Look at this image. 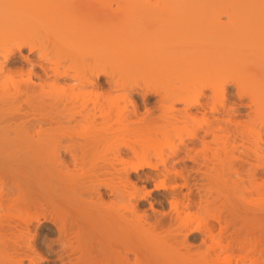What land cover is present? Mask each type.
Instances as JSON below:
<instances>
[{
	"label": "bare ground",
	"instance_id": "6f19581e",
	"mask_svg": "<svg viewBox=\"0 0 264 264\" xmlns=\"http://www.w3.org/2000/svg\"><path fill=\"white\" fill-rule=\"evenodd\" d=\"M31 27L33 28V30ZM29 29L31 30V33L29 32ZM10 40L15 50L19 53V57L25 63H28L29 67L31 64L38 65L37 68L39 67L42 72V74H39V72L38 74H36V69L33 70L35 71V73L31 69H29L30 76L33 75L38 83L35 81H31L30 76L28 75V84H30V90L28 91L31 92H28L29 94L27 95L25 89L26 94H23L26 95L25 97L27 99H25L24 101L30 102L29 100H32V96L33 98L34 96H39V91L34 92L37 94L36 95L33 93V89H35L36 86L42 87V84L46 82L48 84L47 86L49 92L52 93V96L54 97L53 99L55 100H62V98L70 99V97H68L69 92H66L64 88L65 82L67 85L65 86L67 88L69 87L68 89L72 93L78 90V88H82L81 90H84V92L82 93V100L81 102L77 100L76 101L83 105H87V103L90 105L92 104L90 111L84 108L87 113L86 116L85 110L82 111L83 108H80L81 113L83 112L84 118H87L88 120L90 117V119L88 120L90 122L96 117L101 118L104 121L103 123L106 122L105 128L103 129H106L108 124L109 130L106 129L105 132L109 131L114 134V137H109L111 139L109 143L106 141H109V138L103 136V134H100L98 132L96 134L93 132L92 136L95 138H91L90 136L89 140L94 141L95 143L97 139L100 141L103 137V139H105L104 142L106 141L105 143H107L105 147L108 145L109 148L112 149V151L113 149L118 148L119 150L121 148H128L132 151V153H134V155L132 154V159L130 158V156H128L130 158L129 162L124 161V164H121L123 165V168L121 169L122 171L125 172V170L127 169L136 171L138 168H154L155 166L158 169L157 166L159 164L163 165V168H165L164 165H168L169 163H176V168L177 163L180 162L184 165V168L189 161H192V165L193 163H196V165H200V162H198L200 160L194 161V159H199V154L200 156L203 155V160L201 157L200 159L203 161V163H205L209 172H201L200 169H197V172H201L198 173H200L199 175L203 176V179L205 177L204 183L207 185L209 184V190L213 195L211 194V192L208 193V198L211 201H207L208 198H203L205 199V202L203 200L201 202L209 205L213 203L218 197H221L222 199L220 200H222V202L217 199L218 201L214 202L213 205L211 204V206H215L218 203L219 205L217 206L219 208L221 207V211L218 208L217 210L222 212L223 209L222 213H224L226 209L227 213L225 214L231 215H227L229 219L227 220L228 222L224 220L225 223L223 224L225 226H221L220 223V225H218L219 229L217 230L214 229V227H210L212 228L210 229L208 227L210 225L205 223V219L202 218L203 216L200 214V210L203 209V207L201 209H197V211L199 210V213H193V211L191 210L193 206H190L191 204L188 202L189 200H186L187 202H184L185 204L182 202V204H180L175 200L177 198L174 197V194H176V192H174V194L170 192L172 194L171 196L174 195V199L170 203L175 213V221L181 232L185 231L184 229H189V232H192V230L196 231V229L198 231H200V229L206 230L207 227L208 232H206V234H208L206 235V238L208 245L207 243L205 244L207 246L206 248L211 252L210 259L208 258L209 260H207V255H203L204 253H202L203 256H198L199 258L197 260V255L193 257L188 256L189 258L187 259L177 258L178 260L175 259L176 256L171 257L172 254L174 255L173 250H170L172 253L170 251V253H167L165 251V248L162 247L163 244H159L158 239L160 238L158 237L160 236L157 237V235H154L155 238L153 239V237H151L153 235H150L153 234V232H149L147 229L148 227L145 228V226L141 224L140 226H143L147 231L145 229L143 230L147 233L149 232V240L151 237L153 239L151 240L155 241L156 243L152 252V248L150 246L152 243H149L150 245L148 244V242L151 241L144 243L149 248L146 245L145 247L142 243V246L146 248L145 251L149 252L148 255L151 254L149 257H147V259H149V262L147 264L151 262L152 257L154 260V264H263L261 263L263 259L261 258V256H258L259 253L256 257H253L256 255V253L253 252L252 249L255 248L257 243L260 244L262 242L261 238L264 236V0H0V75L2 74V72H4V70H7L4 62L8 60L7 57L9 55L11 56V53L14 50L12 48H7L6 43L9 42L10 44ZM12 45H10V47ZM23 47H27L29 54L35 52L37 56V51L45 52L46 56L51 57V61L45 62V60L39 59L38 57L33 60L28 56V54L24 55L21 53ZM66 54L67 56L69 54H71V56L72 54H74V56L77 55L79 59L73 60L75 62H78V60L80 61L74 64V66H72L73 64L64 66V60L63 58L61 59V56ZM85 56H89L88 59L90 58L89 60L91 61V63L87 64L85 62V60L87 59V57L86 59H84ZM69 58L71 61L72 58L70 57V55ZM73 60L72 62H74ZM98 72H108V74H110V77L112 75L116 89L119 88L117 90L120 92L122 91L117 95L115 93V98L113 96L109 97L110 100L102 98L104 99V103L102 102L103 100H99L98 96L100 94L97 95V93H95L96 91H89V88L94 89V86H91L93 85L92 79L94 77L91 79V76H94V74L97 75ZM43 76L46 78L45 80ZM28 79L26 78L24 81H28ZM6 80L7 81L5 83H8L9 81L8 84H10L11 87L13 86L12 90L15 91L16 94L11 90V95H8L10 92H8V94L6 95L5 92H7V90L5 91L4 88L6 87L5 83L2 85V87L4 88H2L3 90H1L0 87V117H2L1 115L3 114V112H7L5 111V108L7 107H3V102H5L4 100L6 96H10L11 98L13 94H19V92L17 91V89H19V85H16L17 83L19 84V82L17 81V83L15 84L14 80L12 79V85V80L10 78ZM63 80H65V82ZM73 80H79L80 84L76 87H73L72 85L68 86V84L70 83L73 84ZM62 82L64 83L62 84ZM140 84H143L149 88H153L154 90L156 89V91H160V99L165 103V105H163L164 103L160 102L161 100L159 101V107L161 104L163 106H161L160 108V111L162 113L158 112L159 118L157 117V121L155 120L156 123L159 121V124L157 123V125H155L153 124L155 123L153 121L152 123H146L143 125V122L137 120L140 122V124L142 123L144 127L141 126V128L139 126L135 128L134 126V129L132 128L131 124H136L137 122L130 121V119L132 118L131 113H134L133 115H135L136 112L128 111L129 109L126 106H129L128 103L131 100H129V88L133 85L140 86ZM230 87L233 88V90L230 89L232 91L229 90ZM87 88L88 90H85ZM73 89H75V91H73ZM80 89L78 90L77 94L82 92H80ZM22 91H24V88L22 89ZM30 93L32 96H30ZM72 93L70 94L71 96L73 95ZM77 94L74 96H77ZM80 95H78V97H80ZM29 96L31 99H29ZM69 99L66 100V102L69 101ZM72 99L73 98H71L69 102H71ZM7 101H9V99ZM120 101L124 103L123 106L119 104ZM34 102H36V100ZM75 102L73 103L75 104ZM116 103L118 104L116 105ZM57 108L59 110L58 106ZM71 108L73 109L75 108V106ZM5 117L2 118L6 119ZM91 117L93 119H91ZM14 119L16 120V117L9 120L10 122L13 120V122H11L12 124H6L5 120L3 123V120L0 119V167L7 166L9 168H12V170L10 168V171L9 169L6 170L10 172V176L8 175V172H6L7 174H5L9 176L11 180V186L9 187L17 191H15L17 193L16 196H9L10 198L6 196V200L4 199L5 202L2 200L3 204L5 203V206L2 204L3 206L1 205V208L4 207L6 211L3 209L4 212H1V214L3 213V215L0 214V218H3L4 221L7 220L8 223L12 217H18V220H20L21 222L17 219L16 220L17 222H20L21 226H19V231L17 228H15L16 230L14 229V231H18L17 235H15L17 232L15 234H10L11 230L10 232L9 230H7V232L6 229H4L5 226H2L1 224L3 220L0 219V264H39V258L41 257H38L37 251H35L34 248L35 245L33 243L32 244L34 246L30 244L31 242L29 240L33 237H31L32 234L30 235L32 228L29 227L31 224V219H36L40 214L36 217V215L34 216L32 214H29V211H26L28 210L26 206L30 204V202L28 203V200L25 201V199H27L26 196L30 193L32 188L29 193L28 190H26L25 193L27 194L24 193V189H27L28 187H30L29 185H33L35 183V185L37 184V186L34 187L33 185L34 188L39 187L38 189H43L42 191L51 193L52 186L54 184L52 185L50 183L51 180L49 179L52 177L50 176L49 178L48 170L50 169L52 163H54L52 161H55V156H52L54 151L52 150H54L56 146L54 147V149H51V152H46V150L48 144H50V141L54 142L56 139L51 140L53 138L52 136L51 138H48L49 135L44 134L47 137L42 136L35 141L31 139L34 141L31 142L30 138H28L30 137V135L28 134L29 130L27 131L24 122H20V117L19 123L17 122L18 118L16 120V123L14 122ZM50 119L52 120L53 118ZM23 120L24 119H22L21 121ZM79 122L80 120L77 124H79ZM87 125L90 126L89 124ZM58 126L61 127V125ZM48 127L49 126L47 125V127L45 128V130H47L46 133H50V131L48 130H53L52 128ZM60 127L56 128H59L60 130ZM56 128L54 130H56ZM86 129H88V127ZM40 130L42 131L44 130V128L42 129L41 127ZM56 132L57 130L55 131V133ZM91 134L92 132L90 133V135ZM106 134L109 133L106 132ZM237 139H239V141ZM53 142L52 145L56 141L54 143ZM193 146L198 147L193 148ZM191 149H193V154L195 156H191L193 155L191 153ZM238 149L239 151H242V157H240V155L238 154L236 155L235 152H238ZM243 150L245 152H243ZM182 153H184V156L181 155ZM109 154L111 155L112 153ZM196 154L198 156H196ZM112 157H115V154H113ZM108 158L111 157L108 156ZM152 159L154 161H152ZM120 160L122 161L123 159ZM120 160L119 162H121ZM204 160L206 162H204ZM190 164L191 162H189L188 165ZM121 165L120 167H122ZM192 165L189 166V171L187 170L188 172L191 171L190 167L191 169H193L192 167L194 166ZM208 165H210L212 171L209 170L210 167L208 168ZM167 168L169 169L170 166ZM237 168H245L247 170H245V173L247 177L250 176V179H248L249 184L245 185H249V187L247 188H250L251 193L252 191H254V194L250 193L252 196L246 195V191L248 189L243 185V182L246 179H241L244 181H237L232 179V177L242 175L241 171L239 172L240 175H238L237 170L239 169ZM173 170L175 172L173 174L177 175V169L173 168ZM193 170L190 173L193 172L194 174L195 171ZM249 170H251L250 173H248ZM163 171L165 172L166 170ZM182 173H180L179 175H181ZM184 174H182L181 178H184ZM158 175L162 174L159 173ZM165 175L166 174L164 173V176L162 177L166 178L167 176ZM179 175L176 176V178L179 177ZM191 175L192 174H189V176ZM164 178L160 179L159 183L156 184L157 188H160L162 190L166 189L167 187L171 189L177 188L175 187L177 184H175V186L173 182V185H171L170 183L167 184V181L169 182V180H165ZM186 178H184L183 180H189L188 178L186 180ZM257 180H259V182ZM202 181L201 184L203 183ZM2 182H4V179H2ZM240 182L242 183V185H240ZM98 183L100 182L98 181ZM120 183L119 185H122ZM39 184H43L44 186L41 187ZM0 185V188H2V186L3 188L7 186H4V184L2 183H0ZM56 186H53V192H56ZM128 187L129 186L123 184L122 188L113 187L112 190L110 189L109 193H111L112 195V198L110 197V202L112 204L110 203L108 205H105L108 202H104L105 204L103 203L105 199H103L104 197L102 196V194L97 193L99 201H97L98 199L94 200L98 203L94 205V207L98 205L96 209L98 216L95 213V210H93L94 212L90 210L92 211V213H94H91V215L90 211H88L87 209V205V210H84V212L86 211L89 216L86 214V212L83 213V215H81L82 212L80 214H77L79 215V217L81 216V218L79 223H77L78 221L75 222L77 223L75 224L77 229L75 233V229H73V232L71 234L73 235V237L70 235L71 231L65 230L63 226L64 229H62L63 232L62 230L60 231V236L64 237L65 233L66 235L69 233L68 235L74 239L77 238L75 240L76 242H78V244H75L76 242L74 239H72L68 235L67 237L65 236L68 241V238H70V241L74 240V244L77 246L76 247L71 244L70 248L72 250L76 248L72 252L76 251L77 253H74L72 255V258L69 255L66 256V262L68 261L69 264H96L98 262H96V260H101L100 258H102L103 262L100 261L102 264H123V260L125 259L123 255L125 254L121 253V250H118L120 249L119 247H114V245H116L115 241L118 242L119 240V242H122V240L125 239H122V236L124 234L122 235V232L119 231L120 229L125 230L128 229L129 226H135H133L134 223H132L133 225L127 224L129 226L126 225V228L124 226L125 224H122V222L119 223V221L126 220L125 216L124 218L122 216L123 214L127 215L128 211L132 215L135 214L133 210L134 207L130 203L131 198L129 197H132V199H135L137 201L144 198V196H142V193L144 192L141 193L136 188ZM212 189L214 190V192ZM38 192L40 193L39 190ZM31 193L33 194V191ZM56 193H59L58 190ZM215 193L217 195V198L213 197L215 196ZM51 194L53 195V193ZM181 194L184 196L183 193ZM204 194L207 195V193ZM24 195H26V198L24 197ZM178 195L176 194V196ZM210 195H212V197H210ZM53 197L56 198L55 196ZM58 198H60V196L57 197L56 200ZM28 199L31 200V203L32 201H34V198ZM91 199L94 198H92L91 196ZM68 202L71 201L69 200ZM80 203L81 202H79V204ZM74 204L76 205L77 203ZM179 204L181 205V207H179ZM81 205L84 204H80V206ZM247 205L251 213L247 211L248 209L247 207H245ZM34 206L35 205H33V208ZM81 207V209H85L84 206ZM23 208H25V210ZM244 208L247 210H245ZM77 209L79 210L80 207H78ZM23 211H25V213ZM241 211H247L249 215L240 214ZM4 213L6 214L4 215ZM8 215L11 217L10 219ZM94 215H96L97 219L98 217H102L101 220L103 222L100 224V222L94 220ZM2 216H4L5 218ZM32 216L34 218H32ZM238 216L241 218L240 220H244V225L240 224L239 220L237 222L236 218L239 219ZM126 217H128V215ZM232 217V220H236V223H238L240 226L242 225L241 228L239 226L236 227L238 224L234 226L235 221H230ZM11 220L9 223H11ZM173 220L174 219L172 218V222ZM129 221H131V219H128V221H125L123 223ZM229 221L231 222V224L233 223L234 228H239L237 229L238 231L242 228L245 230L247 228L246 224L248 223V231L251 227L252 230L256 229L255 231H252V234L253 232L257 234V232H259L257 230H261L263 228V230H261V234H263V236L260 237L259 235V239L255 236L252 240L249 237V235H251V231L249 233L246 230L249 237V240L247 241V237H245L246 239H243L238 234L240 231L238 232L236 230L237 235L231 233V238H227L224 233L223 236L222 232L223 230L225 231L227 227H229ZM17 222L12 223L14 225ZM9 223L5 225H9L7 227L11 228L12 224ZM144 223L145 222H143V224ZM18 225L19 224H16L12 227ZM118 225H121L122 227H118ZM256 225H259L257 226L259 228H256ZM132 227L130 228V230L132 229ZM143 227H141V229ZM116 229L119 232H117ZM65 231H67L68 233ZM180 231L178 232L179 234ZM33 232L34 231H32V233ZM135 232L136 230L134 231V233ZM244 232L245 231H243V234ZM118 233L122 236H119ZM134 233H130L131 236ZM137 233H135L136 235H134L137 236V239H133L134 242L140 240V238L138 237H141V235L139 234V236ZM185 236L186 234L183 237ZM93 237L97 240L98 243L94 245V247L93 242L91 243V241L89 240ZM88 241H90V243H88ZM112 242H114V245H112ZM125 242L126 241H124V243ZM124 243L122 245H124ZM178 243L181 244V241ZM125 244H127L126 247L130 246V243ZM262 244H264V241ZM262 244L260 245L263 248L264 245ZM131 245V247L134 248V243ZM181 245H183V243ZM88 247H91V251ZM94 248H97L101 253L98 251L94 253ZM139 248L141 249V246ZM148 249L149 251H147ZM122 250L125 253V251L127 252L128 249L124 250L123 248ZM137 250L138 249H136V251L133 250L132 253L135 252V255L138 254ZM92 254H94L95 258ZM97 254H101L102 257H96ZM140 254H142V252ZM251 254H253V256ZM135 255L133 254V256ZM258 257H260L261 259H259ZM193 258H195V260ZM125 260L127 261L128 259Z\"/></svg>",
	"mask_w": 264,
	"mask_h": 264
},
{
	"label": "rangeland",
	"instance_id": "374dc122",
	"mask_svg": "<svg viewBox=\"0 0 264 264\" xmlns=\"http://www.w3.org/2000/svg\"><path fill=\"white\" fill-rule=\"evenodd\" d=\"M32 27H33V25H32ZM31 27V28H32ZM32 30H33V28H32ZM29 32L31 33V30L29 29ZM32 33H33V31H32ZM34 36V35H33ZM32 36V37H33ZM6 45H7V48H12V49H14L15 50V48H14V46L12 45V42H11V40H10V44H9V42H7L6 43ZM6 45H5V47H6ZM10 45H12L11 47H10ZM12 51V53H11V56L9 55L8 57H7V61L6 62H4L5 63V65H6V68H7V70H4V72H2V74L0 75V76H2L3 75V73H4V75L2 76V77H0L1 79H0V87H1V90H3L4 88H5V91L7 90V92H5L6 93V95L8 94V92H10L8 95H11V93L13 92V93H15V91H13L12 89V87H11V85L10 84H8L9 83V81H8V83H5L7 80L6 79H8V78H10L11 80L13 79L14 80V82H15V84L17 83V81L19 82V84L17 83L16 85H19V89H17V87H16V89H17V91L19 92V94L18 95H15V94H13L12 96H11V98H10V96L8 97V96H6V98H5V102H3V107L5 108V107H7V108H5L6 110L5 111H7V112H3V114L1 115L2 117H5L6 119H7V121H6V119H4V118H2V117H0V119H2L3 120V123H4V120H5V123L6 124H8V123H10V124H12L11 122H13V120L10 122L9 120L10 119H13V118H15L16 117V120H17V118H18V123H19V117H20V122H24V124H25V127H26V129H27V131H28V134L30 135V137H28V135H27V137L28 138H30V141L31 142H34L36 139L38 140L39 138H41L42 136H45V137H47L46 135H49L48 136V138H51V136L53 137L51 140H55L53 143V145H52V142L50 141V144H48V147H47V150H46V152H48V151H50L51 152V149H54V147H55V149L54 150H52V151H54V153L52 154V156L54 157L55 156V161H52V162H54V163H52V165H51V167H50V169L48 170L49 172V174H48V176H49V178H50V176L52 177V178H50L49 180H51V184L53 185V186H56L55 188H56V192H57V190H58V194L56 193V192H53V186H52V190H51V193H53V195L50 193V192H47L46 193V191H42L41 189H38V188H34V187H36L37 186V184L35 185V183L33 184L34 185V187H33V185H29L30 187H28L27 189H24L25 191H24V193L26 192V190H28V193H29V191L31 190V188H32V190L30 191V193L26 196V195H24V197L26 196L27 197V199H25V201H27L28 203L30 202V204H28L26 207H27V209L28 210H26V211H29V214H32V215H36V217L39 215V217H37L36 219L32 216V218H34V219H31V221H30V227L29 228H32V230H31V232H30V235L32 234V236L31 237H33L32 239H30L29 241L31 242L30 244H32L33 246H34V248H35V251H37V254H38V257H41V258H39V264H69L68 263V261L66 262V256H70L71 258H72V255L74 254V253H77L76 251H74V252H72L73 250H75V249H71L70 247H71V244L72 245H74V246H76L75 244H78V242H76V240L75 239H77V238H72L73 237V235H71L72 234V232H73V229H75L74 230V233L76 232V229H77V227H76V225L75 224H77V223H79V221H80V218H81V216L79 217V215H77V214H80L81 212V215H83V213H85L84 212V210H87L88 209V211H90V210H95V213L97 214V216H98V213L96 212L97 210V207H98V205L96 206V207H94V205H96V204H98L97 203V201H99V197H97V193H101L102 194V196L104 197L103 199H105L104 201H103V203L105 202V203H107V204H105V205H108V204H110L111 202V198H112V195H111V193H109L110 192V189L112 190L113 189V187H119V188H122V185L124 184V185H127V186H129L128 188H136L138 191H140L141 193L142 192H144V193H142L143 195L142 196H144V198L143 199H140V200H135V199H132V197H129V198H131V201H130V203H131V205L134 207V215H132L129 211L127 212L128 214V217H130V218H128V217H126L127 215H124L123 214V218H124V216H125V221H128V219L130 220L131 219V221H129V222H131V223H129V222H126V223H123V222H125L124 220L123 221H119V223L120 222H122V224H125L124 226L126 227V225L127 224H129V225H133L132 223H134V225L133 226H135V227H132V226H129V225H127V226H129L128 227V229H129V231H128V229H120L119 231L120 232H122V235L121 234H119V236L121 235L122 236V239L123 238H125V239H123L124 241H126L125 243H130V246H128V247H126V245L127 244H125L124 243V241L122 240V242L120 243L119 242V240H118V242L117 241H115V244L116 245H114L113 243L114 242H112V245H114V247L115 246H117V247H119L120 249H118V248H116V249H118V250H121L122 252L121 253H123V254H125V255H123V254H121V255H123L124 256V258L125 259H128L127 261L124 259L123 260V264H147L149 261V259H147V257H149L150 255H148V253L149 252H146L145 251V247L147 246L146 244H144V243H147L148 241H151V242H148V244L150 243H152L150 246H151V252L154 250V247H155V245H156V243H155V241H152L154 238H155V236L154 235H157V237L158 236H160V237H158V238H160V239H158V241H159V244H163V246L162 247H164L165 248V251L167 252V253H170L171 251L170 250H173V253H174V255L172 254L171 255V257L172 256H176V258L175 259H187V258H189L188 256H191V257H193V256H195V255H197V258H196V260L199 258V257H201V256H203V255H207L206 256V258H207V260H209L210 259V257H211V252L206 248L207 246H206V244L205 243H207V245H208V242H207V238H206V235L208 234H206V232H208L207 231V227H206V230L205 229H200V231H198L197 229H196V231H194V230H192V232H189L190 230L188 229V230H186V229H184L185 231H180V229H179V227H178V225H177V223H176V221H175V213H174V211H173V208H172V206H171V201H173V199H174V197H177L175 200L176 201H178L180 204H182V203H186L188 200V202L191 204L190 206H193V208L191 209L192 211H193V213H195V212H198L197 211V209L198 208H202L203 207V209H201L200 211V214L203 216H201L202 218H204L205 219V223L206 224H208V225H210V226H208L209 228L210 227H214V229H219L218 227V225H220V223H221V226H225L223 223H225V221L224 220H226V222H228L227 220H229L228 219V217H227V215L228 216H231L230 214H225V213H227L226 212V209H225V212L224 213H222L223 212V209H222V212H220L221 211V207L219 208L217 205H219L218 203L215 205V206H211V204L213 205L214 204V202H217L218 200L217 199H222L221 197H216L217 195H216V193H215V196H213V197H216L215 199V201L213 202V203H211V204H209V205H206V203L204 204L203 202H201L202 200L204 201L205 199H203V198H208V193H210L211 191L209 190L210 188H209V184L207 185V184H205L204 183V179H205V177H204V179H203V176H201V175H199L202 171H208V169H207V167H206V165H205V163H203V158H202V156L203 155H201L200 156V154H199V159H197L196 157V159H194V161L195 160H200V161H198V162H200V165H196V163H193V165H192V161H189V162H191V164L190 165H192V166H194V167H192L193 169H195V170H193V169H191V167H190V170L192 171H195V173L193 174V172L192 173H190V172H188L189 170V166L190 165H188L189 164V162H188V166L186 165V167H184L183 168V164L180 162V163H177V165H176V168H175V164L176 163H169L167 166L166 165H164V167L165 168H167V167H169L170 166V168H171V170H170V168L168 169H165V168H163V165H161V164H159L160 166H162V167H160L159 165L157 166L158 167V169L156 168V166L154 167V168H147V167H142V168H138L136 171H132V170H125V172L124 171H122L121 169L123 168V165H121V164H124V161H126V162H129L130 161V158L131 157H133V155H134V153H132V151L131 150H129L128 148H121L120 150H119V148L118 149H113V151H114V153H113V151H112V149L111 148H109V146L107 145L106 147H105V145L107 144V143H105L106 141L109 143L110 141H111V139L110 138H112V137H114V134H112L111 132H109V131H106L107 133H109V134H106V132H105V130L106 129H108V124H107V127H106V129H103V128H105V123H103L104 121L101 119V118H99V117H96L94 120H91V122L90 121H88L89 119H90V117H89V119L87 120V118L85 119L84 118V116H83V112L81 113V111H80V108L82 109V111L83 110H85V109H87L88 111H90L91 109V106H92V104L90 105V104H88L87 103V105H83V104H81V103H79V102H81V100H82V93L84 92V90L82 91L80 88H78V90L80 89V92L81 93H79V94H77L78 93V90H76L75 91V89H73V91H75L76 92V94H77V96H74V95H76L75 94V92L74 93H72V92H70L69 91V87L67 88L66 86V82H65V80H63L64 82H65V85H64V88H65V90H66V92H69L68 94L70 95L71 93L73 94L72 96L70 95H68V97H70V99L71 98H73L72 100H71V102H69L70 101V99H69V101H67L66 102V100H68V99H64V98H62V100L61 99H53L54 97L52 96V93L51 92H49V89H48V84H47V82L46 83H44V84H42V87L41 86H36L35 87V89H31L32 91H33V93L36 91V92H38L39 93V96L36 94V93H34V94H36L37 96H34V98H33V96L31 95V93H30V96H32V100H29L30 102H27V101H24L25 99H27L25 96L26 95H24V94H26L27 93V95L29 94L28 92H31V91H28V90H30L29 89V85L30 84H28L29 83V79H28V75L30 76V73H29V66H28V63H25L20 57H19V53L15 50V51ZM22 52V54H24V55H27L28 54V56L31 58V59H36L38 56L35 54V52H32V53H28V50H27V47L26 48H24L23 47V49L21 50ZM16 52V53H15ZM34 53V54H33ZM69 55H70V57L72 58L71 59V61H70V58H69ZM68 56H67V54L66 55H62L61 56V59L63 58V64H64V66L65 65H72V66H74V64H76V63H78L80 60H78V62H75L73 59H79L78 58V56L77 55H75L74 56V54H72V56H71V54H69ZM65 57V59H64V57ZM74 56V57H73ZM68 57V58H67ZM76 57V58H75ZM86 57L87 56H85L84 57V59H86ZM89 57V56H88ZM88 57H87V59H88ZM87 59L85 60V62L88 64V63H91V61L88 59V61H87ZM66 60V61H65ZM72 60L74 61V62H72ZM69 62H70V64H69ZM67 63V64H66ZM9 68V69H8ZM36 69V70H35ZM33 70H35L36 71V74H38V72H39V74H42V72H41V69H39V67L37 68V67H35ZM35 71H33L34 73H35ZM6 72V73H5ZM110 73V72H109ZM4 77V78H3ZM8 77V78H7ZM44 77V76H43ZM42 77V78H43ZM94 77V78H93ZM6 78V79H5ZM28 79V81L26 80V81H24L25 79ZM93 78V79H92ZM110 78V79H109ZM30 79H31V81H35V82H37L36 81V79H35V77L33 76V75H31L30 76ZM46 78L44 77V80H45ZM91 79L93 80V85H91V86H94L93 88L94 89H92V88H89V91L91 90V91H96L95 93H97V95L98 94H100L98 97H99V100H103L102 102L104 103V99H109L110 100V98L109 97H114V95H115V93H116V95L117 94H120L121 92L120 91H118L117 89H119V88H117L116 89V87H115V85H114V79H113V76L111 75V77H110V74H108V72L107 73H105V72H98L97 73V75L96 74H94V76H91ZM13 80H12V85H13ZM25 82V83H24ZM64 82H62V84L64 83ZM5 83V85H6V87H2V85ZM26 83H27V85H26ZM38 83V82H37ZM8 84V85H7ZM9 85H10V87H9ZM44 85V86H43ZM71 86L72 85V83H70V84H68V86ZM138 85H139V83H138ZM138 85H133V86H131L130 88H129V100H130V104L128 103V105L129 106H126V107H128V111H133V112H136L135 113V115H133L132 113H131V116H132V118L130 119V121H135V122H137L136 124H131V126H132V128H134V126H135V128H137V127H144L143 125L144 124H149V123H152L153 121L155 122V120L156 119H158L159 118V116H158V112L159 113H162L161 111H160V108H161V106H162V104L161 103H164V102H162V100L160 99V91H156V89L154 90L153 88H149V87H146L145 85H143V84H140V86H138ZM21 86V87H20ZM9 87V88H8ZM24 88V91H22V89ZM146 87V88H145ZM3 88V89H2ZM149 88V89H148ZM25 89H26V93H25ZM37 89V90H36ZM77 89V88H76ZM154 90V92H153V90ZM230 89H232L233 90V88H229V90ZM8 90H10V91H8ZM11 90H12V92H11ZM20 90V91H19ZM85 90H88V88L87 89H85ZM150 90H152V91H150ZM232 90H230V91H232ZM20 92H22V93H20ZM85 92H88V91H85ZM157 92V93H156ZM160 92V93H159ZM24 93V94H23ZM93 93V92H92ZM144 93V94H143ZM33 94V95H34ZM50 94H51V96H50ZM81 94V95H80ZM78 95H80V97H78ZM18 96V97H17ZM30 96H29V99H31L30 98ZM74 96V97H73ZM116 97V96H115ZM114 97V98H115ZM13 98H15V99H13ZM52 98V99H51ZM101 98V99H100ZM102 98H104V99H102ZM9 99V101H7ZM11 99V100H10ZM34 99V100H33ZM80 99V100H79ZM113 99V98H112ZM159 99V100H158ZM13 100H14V102H13ZM36 100V102H34ZM74 100V101H73ZM79 101V102H77V101ZM121 100V99H120ZM161 100V101H160ZM31 101H33V102H31ZM75 102V104L73 103V102ZM106 101V100H105ZM108 101V100H107ZM111 101H113V100H111ZM159 101L161 102L160 104V107H159ZM11 102H13V103H11ZM27 102V103H26ZM128 102V101H127ZM133 104H132V103ZM157 102V103H156ZM9 105H8V104ZM105 103H107V102H105ZM109 103V102H108ZM126 103V102H125ZM71 104V105H70ZM118 103H116V105H117ZM119 104L121 105V106H123L124 105V103L122 102V101H120L119 102ZM13 105V106H12ZM32 105V106H31ZM53 105V106H52ZM89 105V106H88ZM115 105V104H114ZM127 105V104H126ZM163 105H165V103L163 104ZM57 106L59 107V110H58V108H57ZM67 106V107H66ZM75 106V108H71V107H74ZM120 106V107H121ZM115 107V106H114ZM163 107V106H162ZM3 108V109H4ZM79 108V109H78ZM85 108V109H84ZM89 108V109H88ZM9 109V110H8ZM78 109V110H77ZM115 109V108H114ZM135 111H134V110ZM159 109V110H158ZM163 109V108H162ZM17 110V111H16ZM70 110H72V111H70ZM9 111V112H8ZM87 111V112H88ZM114 111V110H113ZM56 113V114H55ZM75 113V114H74ZM81 113V114H80ZM22 114V115H21ZM74 116H73V115ZM86 110H85V116H86ZM5 115V116H4ZM64 115V116H63ZM72 115V116H71ZM137 115V116H136ZM8 116V117H7ZM48 116V117H47ZM50 116H52V117H50ZM80 116V117H79ZM130 116V117H131ZM22 117V118H21ZM69 117V118H68ZM74 117V118H73ZM82 117V118H81ZM158 117V118H157ZM9 118V119H8ZM50 118H53L52 120L50 119ZM64 118V119H63ZM71 118V119H70ZM75 118H76V120H75ZM139 118V119H138ZM22 119H24L23 121H21ZM66 119V120H65ZM85 119V120H84ZM91 119H93L92 117H91ZM141 119H143V120H141ZM1 120V121H2ZM15 120V119H14ZM16 120L14 121L15 123H16ZM27 120V121H26ZM80 120V122H79V124H77L78 123V121ZM83 120V121H82ZM137 120H139L140 122H143V125H142V123L140 124V122L139 121H137ZM35 121V122H34ZM50 121H52V122H50ZM55 121H57V122H55ZM147 121H149V122H147ZM157 121V120H156ZM33 124H32V123ZM94 122V123H93ZM108 122H110V121H108ZM139 122V123H138ZM145 122V123H144ZM159 122V121H158ZM157 122V123H158ZM2 123V124H3ZM54 123H55V125H56V127H60V126H58V125H61V127H60V130H63V131H60L59 130V128H56L55 127V125H54ZM58 125H57V124ZM61 123V124H60ZM94 125H96V126H94ZM157 123L155 122V123H153V124H155V125H157ZM37 124V125H36ZM75 124V125H74ZM87 124H89L90 126H88ZM92 124V125H91ZM111 124H112V122H111ZM110 124V125H111ZM159 124V123H158ZM13 125H14V123H13ZM27 125V126H26ZM36 125V126H35ZM47 125L50 127V128H52L53 130L56 128V130H57V132L59 133H55V131L56 130H54V132H53V130H48V131H50V133L49 132H47L46 133V131L47 130H45V128L47 127ZM54 125V126H53ZM137 125V126H136ZM152 125V124H151ZM34 126V127H33ZM39 126V127H38ZM52 126V127H51ZM63 126V127H62ZM66 126V127H65ZM97 126H98V128H97ZM31 127V128H30ZM41 127H42V129L44 128V130H40L41 129ZM48 127V128H49ZM55 127V128H54ZM88 127V129H86V128ZM91 127V128H90ZM114 127V126H113ZM141 127V128H142ZM230 127H232V126H230ZM34 128H35V130H34ZM63 128V129H62ZM66 128V129H65ZM134 128V129H135ZM39 129V130H38ZM91 129H93V130H91ZM67 130V131H66ZM90 130V131H89ZM97 130V131H96ZM104 130V131H103ZM109 130V129H108ZM60 131V132H59ZM86 131H88L89 132V134H88V132H86ZM31 132V133H30ZM42 132V133H41ZM61 132H62V134H61ZM64 132V133H63ZM92 132V134L90 135V133ZM93 132L96 134L97 132L98 133H100V134H103V136H105V137H107V138H109V141L108 140H106L105 142H104V140L105 139H103V137H102V139L101 138H99V139H101V140H103V141H99L98 139L96 140V139H92V140H96L95 141V143H94V141H91V140H89L90 139V136H91V138H95V137H93L92 135H93ZM102 132V133H101ZM35 133V134H34ZM86 133V134H85ZM44 134H46V135H44ZM111 134V135H110ZM87 135H88V137H87ZM39 136V137H38ZM96 136V135H95ZM98 136V135H97ZM100 136V135H99ZM56 137V138H55ZM208 137V136H207ZM31 139H33V140H31ZM87 140V141H86ZM238 141H239V139H237ZM85 142H86V144H85ZM89 142V143H88ZM36 143V142H35ZM34 143V144H35ZM33 144V143H32ZM56 144V145H55ZM84 144V145H83ZM87 145V146H86ZM113 147V146H112ZM191 147H192V145H191ZM198 146H193V148H197ZM50 148V149H49ZM109 148V149H108ZM49 149V150H48ZM108 149V150H107ZM241 149V148H240ZM119 150V151H118ZM122 150V151H121ZM122 153H121V152ZM124 151V152H123ZM191 153L193 154L194 152H193V149H191ZM196 152V151H195ZM242 151L240 150L239 151V149H238V152H235L236 153V155L238 154V155H240V157H242L241 155L243 154V153H241ZM243 152H245L244 150H243ZM109 153H112L111 155L109 154ZM129 153V154H128ZM239 153H241V154H239ZM47 154V153H46ZM48 154H50V153H48ZM113 154H115V157H112V155ZM117 154V155H116ZM133 154V155H132ZM198 154V153H197ZM196 154V156H198ZM119 155V156H118ZM126 155V156H125ZM182 156H184V153H182L181 154ZM189 155H190V152H189ZM108 156L109 157H111V158H108ZM128 156H130V158L128 157ZM191 156H195L194 154L193 155H191ZM117 157V158H116ZM119 157V158H118ZM124 157V158H123ZM200 157L202 158V160L200 159ZM109 159V160H108ZM117 159V160H116ZM120 159H123L122 161L120 160ZM127 159V160H126ZM132 159V158H131ZM119 160L121 161V162H119ZM112 163H111V162ZM116 161V162H115ZM152 161H154L153 159H152ZM193 161V162H194ZM118 162V163H117ZM197 162V163H198ZM204 162H206L205 160H204ZM237 163V162H236ZM56 164V165H55ZM196 166H195V165ZM199 164V163H198ZM208 164V163H207ZM235 164V163H234ZM120 165L122 166V167H120ZM173 165V166H172ZM210 165H211V163H210ZM210 165H208V168L210 167ZM238 165H239V163H238ZM54 166V167H53ZM112 166V167H111ZM113 166H114V168H113ZM120 167V169H119V167ZM237 166V165H236ZM235 166V167H236ZM4 167H7V166H1L0 167V183H2V184H4V186L5 185H7V186H5L4 188H3V186H2V188H0V202L3 200L4 201V199L6 200V198L8 197V198H10V197H13L12 195H17V191L15 190V189H11V187H9V186H11V184H10V182H11V180H10V168L9 167H7V168H4ZM117 169H116V168ZM182 167V168H181ZM196 167V168H195ZM204 167V168H203ZM213 167V166H212ZM239 167V166H238ZM3 168V169H2ZM113 170H112V169ZM161 168H162V170H161ZM173 168L174 169H177L176 171L179 173V170H180V173H182V174H184V172H185V174L183 175V177L184 178H186L187 176V178L189 179V180H187V178H186V180L187 181H185V180H183L184 178H181L182 177V174L181 175H179L178 173H176L177 175H175V174H173V173H175L174 172V170H173ZM202 168V169H201ZM245 168H248V167H245ZM243 169V168H237V169H239V170H237L238 171V175H240V171L242 172L241 174L242 175H240V176H235V175H233V176H235V177H232V179H234V180H237V181H240L242 178L245 180H241V181H244L243 182V185L244 186H246L245 184H249V180L248 179H250V176H246V169ZM250 168V167H249ZM9 169V171H6V170H8ZM197 169L199 170L200 169V171H198V172H200V173H198L197 172ZM207 169V170H206ZM11 170H12V168H11ZM15 170V169H14ZM110 170V171H109ZM112 170V171H111ZM119 170V171H118ZM163 170H166L165 172L163 171ZM172 172V174H171V172ZM188 170V171H187ZM209 170H211V167H210V169ZM244 170V171H243ZM246 170V171H245ZM58 173H57V172ZM159 171H162V172H159ZM168 171H169V173H168ZM212 171V170H211ZM6 172H8L9 174V176H7L6 174ZM112 172V173H111ZM116 172V173H115ZM127 172H128V174H127ZM160 174H162V175H158L159 173ZM166 174L165 176H167L166 178H164V177H162V176H164V173ZM188 172V173H187ZM209 172V171H208ZM251 172V170H249V172L248 173H250ZM6 173V174H5ZM146 173V174H145ZM154 174V175H153ZM168 174V175H167ZM170 174V175H169ZM187 174V175H186ZM189 174H192V175H194V176H189ZM5 175V176H4ZM119 175V176H118ZM127 175V176H126ZM156 175V176H155ZM158 175V176H157ZM179 175V177H177L176 178V176H178ZM185 175H186V177H185ZM122 176V177H121ZM170 176V177H169ZM171 176H173V177H171ZM199 176V177H198ZM246 176V177H245ZM54 177V178H53ZM68 177V178H67ZM126 177V178H125ZM191 177H194V178H191ZM237 177H239V178H237ZM111 180H110V179ZM119 178V179H118ZM122 178V179H121ZM125 179V181H124V179ZM162 178H164L165 180L166 179H168L169 180V182L167 181V184L168 183H170L171 185H173V183H174V186H175V184H177L175 187H177V188H172V189H175V190H172L171 188H166V189H164V190H162V189H160V188H157V186H156V184L157 183H159V180L160 179H162ZM2 179H4V182H2ZM176 179V180H175ZM191 179V180H190ZM194 179V180H193ZM202 179H203V181H202ZM53 181V182H52ZM83 181V182H82ZM98 181L100 182V183H98ZM110 181H112V182H110ZM127 181V182H126ZM128 181H130V182H128ZM201 181L203 182L202 184H201ZM208 181V180H207ZM258 182H259V180H257ZM80 182V183H79ZM108 182V183H107ZM114 182V183H113ZM120 182H123V183H120ZM173 182V183H172ZM183 182V183H182ZM6 183V184H5ZM60 183V184H59ZM62 183V184H61ZM81 183H84V184H81ZM86 183V184H85ZM94 185H93V184ZM110 183V184H109ZM113 183V184H112ZM119 183L120 184H122V185H119ZM183 185H182V184ZM187 183H188V185H187ZM207 183V182H206ZM237 183H239V182H237ZM241 183V182H240ZM89 184H90V186H89ZM100 184V185H99ZM129 184V185H128ZM194 184V185H193ZM40 185V184H39ZM38 185V186H39ZM48 185V184H47ZM46 185V186H47ZM61 185V186H60ZM84 185V186H83ZM103 185V186H102ZM113 185V186H112ZM182 185V186H181ZM197 185H199V186H197ZM240 185H242V183L240 184ZM41 187H43L44 185L42 184V185H40ZM59 186H60V188H59ZM94 186H95V188H94ZM186 186V187H185ZM196 186V187H195ZM208 188H207V187ZM0 187H1V185H0ZM171 187V186H170ZM247 187H249V185H247L246 186V188ZM34 188V189H33ZM46 188V187H45ZM62 188V189H61ZM83 188H85V189H83ZM109 188V189H108ZM3 189V190H2ZM9 189V190H8ZM80 189V190H79ZM93 189V190H92ZM135 189V190H136ZM178 189V190H177ZM189 189V190H188ZM205 189V190H204ZM248 189V188H247ZM8 190V191H7ZM38 190L40 191V193L38 192ZM55 190V189H54ZM60 190V191H59ZM64 190V191H63ZM191 190V191H190ZM213 190V189H212ZM11 191V192H10ZM16 191V192H15ZM33 191V194L31 193ZM42 191V192H41ZM146 191V192H145ZM173 191V192H172ZM180 191V192H179ZM187 191V192H186ZM205 191V192H204ZM208 191V192H207ZM12 192H13V194H12ZM35 192V193H34ZM36 192H38V193H36ZM44 192V193H43ZM68 192V193H67ZM77 194H76V193ZM94 192V193H93ZM103 192H105V193H103ZM108 193V195H107V193ZM174 194V192H176V194L178 195V196H176V194H174L173 196H171L172 194ZM177 192H179V193H177ZM191 194H190V193ZM213 192H214V190H213ZM254 191H252V193H251V191H250V188L246 191V195L247 196H252L251 194H254L253 193ZM69 193H71V194H69ZM84 193V194H83ZM181 193H183L184 194V196L181 194ZM204 193H207V195L206 194H204ZM250 194V195H248V194ZM25 194H27V193H25ZM41 194H43V195H41ZM45 194H47V195H45ZM55 194V195H54ZM60 194V195H59ZM78 194H80V195H78ZM88 194V195H87ZM110 194V195H109ZM147 194V195H146ZM189 194V195H188ZM203 194V195H202ZM211 194H212V192H211ZM30 195H31V197H30ZM38 195H40V196H38ZM49 195V196H48ZM85 195V196H84ZM149 195V196H148ZM181 195H182V197H181ZM199 195H200V197H199ZM202 195V196H201ZM213 195V194H212ZM212 195H210V197H212ZM7 196V197H6ZM10 196V197H9ZM29 196V197H28ZM42 196V197H41ZM44 196H46V197H44ZM53 196H55L56 198L57 197H59L60 196V198H58V199H60V200H56V198H54ZM65 196V197H64ZM91 196H92V198H94V199H91ZM109 197V200H108V197ZM186 196H189V197H186ZM204 196V197H203ZM206 196V197H205ZM254 196V195H253ZM25 197V198H26ZM41 197V198H40ZM48 197V198H47ZM52 197V198H51ZM61 197H63V198H61ZM95 197H97V198H95ZM111 197V198H110ZM172 197V198H171ZM202 197V198H201ZM28 198H34L33 200L34 201H32V203H31V200L30 199H28ZM47 198V199H46ZM80 198V199H79ZM85 198V199H84ZM89 198V199H88ZM107 198V199H106ZM188 198V199H187ZM199 198V199H198ZM36 199V200H35ZM63 199V200H62ZM66 199H68V200H66ZM73 199V200H72ZM78 199V200H77ZM88 199V200H87ZM95 199H98L96 202L94 201ZM172 199V200H171ZM180 201H179V200ZM183 199V200H182ZM198 199V200H197ZM212 199V198H211ZM56 201V203H55V201ZM71 201V202H68V201ZM91 200V201H90ZM108 200V201H107ZM174 200V201H175ZM187 200V201H186ZM3 201L0 203V214H1V212L3 211V209L5 210V208L4 207H2L1 208V205L3 204ZM46 201V202H45ZM75 201V202H74ZM87 201V202H86ZM113 201V200H112ZM196 201V202H195ZM207 201H211L209 198H208V200ZM206 201V202H207ZM221 202H222V200H220ZM5 202V201H4ZM39 202V203H38ZM58 202V203H57ZM65 202V203H64ZM79 202H81L80 204H84V205H81V206H84L85 207V209L83 208V209H81L82 207L80 206V204H79ZM85 202V203H84ZM95 202V203H94ZM182 202V203H181ZM198 202V203H197ZM200 202V203H199ZM205 202V201H204ZM70 203V204H69ZM74 203H77V204H79V205H75ZM184 203V204H185ZM203 203V204H202ZM209 203V202H208ZM207 203V204H208ZM5 204V203H4ZM3 204V205H4ZM27 204V203H26ZM40 204V205H39ZM112 204V203H111ZM179 204V207H181V205ZM200 204V205H199ZM2 205V206H3ZM32 205V206H31ZM33 205H35L34 206V208H33ZM69 205H71V206H69ZM75 205V206H74ZM88 205V206H87ZM104 205V206H105ZM5 206V205H4ZM55 206V207H54ZM74 206V207H73ZM77 206V207H76ZM86 206H87V209H86ZM197 206V207H196ZM25 207V208H26ZM31 207V208H30ZM72 207V208H71ZM76 207V208H75ZM78 207H80V209L78 210L77 208ZM153 207V208H152ZM208 207V208H207ZM216 207V208H215ZM223 207V206H222ZM245 207H247V209L249 208L248 207V205L247 206H245ZM25 208H23L24 210H25ZM58 208V209H57ZM74 208V209H73ZM152 208V209H151ZM210 208V209H209ZM213 210H212V209ZM217 208L220 210H217ZM251 208V207H250ZM155 209V210H154ZM245 209V208H244ZM247 209H245V210H247ZM32 210V211H31ZM64 210V211H63ZM80 210H83V211H80ZM204 210V211H203ZM250 209H248L247 211H249ZM6 211V210H5ZM21 211V210H20ZM77 211V212H76ZM92 211H90V214L92 213ZM157 211V212H156ZM247 211H241V213L240 214H247V215H249L248 213H247ZM4 212V211H3ZM24 213H25V211H23ZM59 212V213H58ZM94 212V211H93ZM246 212V213H245ZM36 213V214H35ZM124 213V212H123ZM143 213V214H142ZM199 213V212H198ZM220 213V214H219ZM229 213V212H228ZM249 213H251L250 211H249ZM6 213H4V215H5ZM55 214V215H54ZM86 214L88 215V213L86 212ZM92 214H94V213H92ZM91 214V215H92ZM125 214H126V212H125ZM129 214H130V216H129ZM156 214V215H155ZM171 214V215H170ZM213 214V215H212ZM216 214V215H215ZM223 214V215H222ZM1 215H3V213L1 214ZM58 217H57V216ZM63 215V216H62ZM90 215V216H91ZM145 215V216H144ZM221 215V216H220ZM239 215V214H238ZM44 216V217H43ZM53 216V217H52ZM77 216V217H76ZM89 216V215H88ZM95 217H93V219L94 220H96L97 222H100V224L103 222L101 219H102V217H98V219L96 218V215H94ZM117 216V215H116ZM141 216V217H140ZM169 216V217H168ZM235 216V215H234ZM237 216V215H236ZM242 216V215H241ZM251 216H252V214H251ZM2 217H4V216H2ZM8 217H9V219L11 218L9 215H8ZM8 217H6V218H8ZM23 217V216H22ZM78 217H79V219H78ZM92 217V216H91ZM118 217H119V215H118ZM121 217V218H122ZM140 217V218H139ZM154 217V218H153ZM168 217V218H167ZM215 217V218H214ZM239 217V216H238ZM5 218V217H4ZM14 217H12L11 219H13ZM48 218V219H47ZM64 218V219H63ZM150 218V219H149ZM172 218L174 219L173 220V222H172ZM219 218V219H218ZM227 218V219H226ZM243 218V217H242ZM252 218V217H251ZM1 220H3V222H1V224H2V226H5V228L4 229H6V231L7 230H9V232H10V230H11V232H10V234L11 233H13V234H15L16 232V234L15 235H17L18 234V231H19V226H21V224H20V220H18V217L16 218H14L13 220H15V221H13V220H11V223H9L10 222V220H9V224H12L11 225V228H9V227H7V226H9V225H5V224H8L7 223V220L6 221H4V219L3 218H0ZM18 221H20V222H17V220ZM78 219V220H77ZM148 219V220H147ZM169 219V220H168ZM233 219V217L230 219V221L231 222H234L235 221V223H234V226L235 225H237L238 223H236V220H232ZM237 219V222H238V220H239V223L240 224H242V225H244L243 223H244V220H240L241 218L239 217V219L238 218H236ZM34 220V221H33ZM38 220V221H37ZM73 220V221H72ZM75 220V221H74ZM143 220V221H142ZM146 220V221H145ZM167 222H166V221ZM219 222H218V221ZM49 221V222H48ZM76 221H78L77 223H75ZM116 221H118V220H116ZM212 221V222H211ZM223 221V222H222ZM229 221V222H230ZM6 222V223H5ZM12 222H17L16 224H19L18 226H15V227H12V226H14V225H16V224H14L13 225V223ZM32 222H34V223H32ZM141 222V223H140ZM143 222H147L146 223V225H145V223L143 224ZM158 222V223H157ZM213 222H215V223H213ZM231 222L229 223V224H231ZM247 222H249V221H247ZM247 222H245V223H247ZM56 223V224H55ZM62 223H63V225H62ZM217 223H219V224H217ZM67 224V225H66ZM144 225L145 226V228H147L148 229V231L149 232H153V234H150V235H153V236H151V237H153V239L150 237V240H149V232L147 233V232H145L143 229H145L143 226H140V225ZM176 224V225H175ZM215 224V225H214ZM223 224V225H222ZM228 224V226L229 227H227L226 228V230L224 231L223 230V232H222V234L224 233L225 235H226V237L227 238H231L230 236H232L231 235V233H233L234 235H237V229H239V228H234V226H233V223L231 224V225H229ZM256 224V223H255ZM56 225V226H55ZM136 225H137V227H136ZM174 225H175V229H174ZM212 225V226H211ZM241 225V226H242ZM249 226V224L247 223L246 224V229L244 230L243 228V230L242 229H240L238 232V234H239V236H241L243 239L245 238V237H247V241L249 240L248 238L250 237V239H254L253 237H255L256 236V238L258 237V239L260 238V237H262L263 236V234H264V230H263V228L261 229V230H263V234H261V230L260 229H258L257 231H259V232H257V234L255 233V232H253V234H252V231H255V230H252V227L249 229V231H248V226ZM254 225V224H253ZM63 226H64V228H65V230H70L69 232H70V235L72 236H69L68 234V232L67 231H65V232H67L68 234V236L69 237H71L72 239H74L75 240V244H74V240L73 241H70V238H68L69 239V241L65 238V236L67 237V235H66V233H65V236L62 238L61 236H60V231L62 230V229H64L63 228ZM69 226V227H68ZM119 226H121V225H118V227ZM150 226V227H149ZM227 226V225H226ZM240 227L241 228V226L238 224L236 227ZM251 226V225H250ZM255 226V225H254ZM257 226H259V225H256V228H259V227H257ZM67 227V228H66ZM75 227V228H74ZM122 227V226H121ZM132 227V229L130 230V228ZM141 227H143L142 229H141ZM178 227V228H177ZM263 227V226H262ZM7 228H9V229H7ZM15 228H17L18 229V231H14V229ZM124 228V227H123ZM127 228V227H126ZM137 228V229H136ZM140 229V232H139V229ZM212 228H210V229H212ZM232 228V229H231ZM60 229V230H59ZM174 229V230H173ZM209 229V230H210ZM224 229V228H223ZM230 229V230H229ZM14 232H13V231ZM16 230V229H15ZM136 230V232L135 233H137V231H138V235L140 234L141 235V237H138V238H140V240H138V241H136V242H134V240L133 239H137V236H134V235H136L135 233H134V231ZM146 230V229H145ZM182 230V229H181ZM237 230V231H236ZM242 230V231H241ZM250 233V231H251V235H249V237H248V233H247V231ZM32 231H34L33 233H32ZM116 231H117V229H116ZM119 231H117V232H119ZM128 231V232H127ZM147 231V230H146ZM180 231V234L178 233ZM203 231V232H202ZM243 231H245L244 232V234H243ZM8 232V231H7ZM62 232H63V230H62ZM116 232V233H117ZM144 232V233H143ZM183 232H185V233H183ZM188 232V233H187ZM211 232H213V231H211ZM230 232V233H229ZM60 233V234H59ZM130 233H134V234H132V236H131V234ZM141 233H143V234H141ZM176 233V234H175ZM241 233V234H240ZM246 233V234H245ZM260 233V234H259ZM9 234V233H8ZM12 234V235H13ZM117 234V235H118ZM145 234H148V235H145ZM186 234V239H185V237H183L184 235ZM224 234H223V236H224ZM64 235V234H63ZM139 235V236H140ZM176 235V236H175ZM181 235H183V236H181ZM259 235H260V237H259ZM9 236V235H8ZM28 236V235H27ZM60 236V237H59ZM179 236H180V239H179ZM14 237V236H13ZM147 239H146V238ZM156 237V238H157ZM205 237V238H204ZM143 238H144V240H143ZM183 238V239H182ZM204 238V239H203ZM264 236L261 238L262 240V242L260 243V244H262L263 243V241H264ZM68 241V243H67V241ZM120 239V238H119ZM145 239H146V241H145ZM152 239V240H151ZM177 239V240H176ZM201 239V240H200ZM257 239V240H258ZM62 240V241H61ZM64 240V241H63ZM90 241H91V243L93 242V247H94V245H96V244H98L97 243V240L93 237V238H91V239H89ZM184 240H185V242H184ZM203 240V241H202ZM46 241H49V242H52V243H54L53 244V246H52V249L51 250H49V248L46 246ZM90 241H88V243H90ZM145 241V242H144ZM161 241V242H160ZM181 241V244L183 243V245H181L180 243H178V242H180ZM183 241V242H182ZM259 241V240H258ZM72 242V243H71ZM94 242H95V244H94ZM118 244H117V243ZM131 242H133L134 243V248L133 247H131L132 245L131 244H133V243H131ZM65 243V244H64ZM124 243V245H122ZM142 243L144 244V246H142ZM185 243V244H184ZM68 244V245H67ZM121 244V245H120ZM189 244V245H188ZM259 243H257V245L255 246V248H253V249H255V250H253L252 249V251L253 252H255L256 253V255L255 256H253V254H251L253 257H256L257 256V254H258V256H261V258L264 260V247L262 248L261 247V245H260ZM60 245H66V247H63V248H61L60 249ZM91 245V244H90ZM129 245V244H128ZM187 245H188V248H187ZM262 245H264V244H262ZM32 246V247H33ZM73 246V247H74ZM88 246H89V244H88ZM92 246V245H91ZM122 246V247H121ZM141 246V249L139 248ZM166 246V247H165ZM72 247V248H73ZM77 247V246H76ZM92 247V248H93ZM131 247V248H130ZM138 247V248H137ZM143 247V248H142ZM148 247V246H147ZM59 248V249H58ZM67 248V249H66ZM70 249V251L72 252H70L69 251V249ZM89 248V247H88ZM91 248V247H90ZM89 248V249H90ZM98 248V247H97ZM97 248H94L93 249V251H94V253H96V251H98V249ZM124 248V250H127V252L125 251V253L123 252V250L122 249ZM149 248V247H148ZM134 251H136V249H138L137 250V252H138V254H136L135 255V252H133L132 253V251L133 250ZM144 250V251H143ZM257 250V251H256ZM55 251V252H54ZM90 251H91V249H90ZM93 251H92V253H93ZM129 251H131V252H129ZM147 251H149V249L147 250ZM170 251V252H169ZM235 251V250H234ZM59 252V253H58ZM98 252H100V251H98ZM97 252V253H98ZM142 252V254H140ZM209 252V253H208ZM69 253V254H68ZM71 253V254H70ZM101 253V252H100ZM130 253V254H129ZM132 253V254H131ZM172 253V252H171ZM202 253H204L203 255H202ZM208 253V254H207ZM254 253V254H255ZM63 254V255H62ZM66 254V255H65ZM133 254L135 255V256H139V257H135V256H133ZM176 254V255H175ZM199 254V255H198ZM237 254V253H236ZM62 255V256H61ZM93 256H94V254H92ZM96 255V254H95ZM201 255V256H200ZM210 255V256H209ZM55 256H56V258H55ZM59 256H61V257H59ZM129 256V257H128ZM199 256V257H198ZM204 256V257H205ZM96 257H102V255L101 254H97V256ZM134 257V258H133ZM94 258H95V256H94ZM151 258V257H150ZM205 258V259H206ZM209 258V259H208ZM259 259H261L260 257H258ZM97 259V258H96ZM95 259V260H96ZM101 260H96V262L98 261L100 264H102L101 262H103L102 260V258H100ZM177 259V260H178ZM191 259V258H190ZM194 260H195V258H193ZM61 260V261H60ZM138 260V261H137ZM146 260H147V262H146ZM263 260L261 261V263H263L264 264V262H263ZM101 261V262H100ZM127 263H126V262ZM64 262V263H63ZM96 263V264H99V263ZM150 263H152V264H154V260H153V257L151 258V262ZM149 263V264H150Z\"/></svg>",
	"mask_w": 264,
	"mask_h": 264
},
{
	"label": "clouds",
	"instance_id": "9594fccd",
	"mask_svg": "<svg viewBox=\"0 0 264 264\" xmlns=\"http://www.w3.org/2000/svg\"><path fill=\"white\" fill-rule=\"evenodd\" d=\"M37 53H38V58L39 59L45 60V62H50L51 61V57L50 56H46V53L45 52H43V51H37ZM37 66L38 65H36V64H31L29 68L33 71V69L35 67H37ZM79 84H80V81L79 80H73L72 86L73 87H76ZM53 244L54 243H52V242L46 241V246L49 248V250L52 249ZM63 247H66V245H60V249L63 248Z\"/></svg>",
	"mask_w": 264,
	"mask_h": 264
}]
</instances>
